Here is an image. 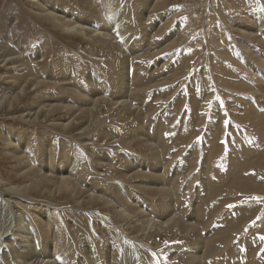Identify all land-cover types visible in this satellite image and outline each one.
<instances>
[{
    "label": "bare ground",
    "instance_id": "bare-ground-1",
    "mask_svg": "<svg viewBox=\"0 0 264 264\" xmlns=\"http://www.w3.org/2000/svg\"><path fill=\"white\" fill-rule=\"evenodd\" d=\"M28 1L40 23L53 31L54 38L67 40L70 44L76 42L88 52L96 50L109 61L113 71L107 79L109 88L106 89L97 86V81L91 77L86 80L80 73L69 74L68 68L62 70L67 64L60 63L59 59L41 67V63L38 66L28 63V58L20 51L17 54L13 49L0 46V84L11 82L10 90L0 92V108L26 127L25 133L18 132L21 137L14 132H6L4 137L0 132V141L7 144L3 153L6 152L8 157V160L4 156L0 159L2 258L12 264H135L134 258L141 253L144 255L151 250L156 254L163 249L165 258L169 256L172 264H238L243 249L240 247L238 251L234 244L235 248L229 247L226 252L224 248L234 241L246 224L242 219L230 221L222 230L218 220L212 218L209 198L215 197L224 186L209 182L208 171L210 178L212 173L209 169L210 150L203 152L199 177V173L193 174L194 170L184 169L181 162L178 165L175 162L177 150L170 151L177 146H172L177 139L170 141L169 138V143L166 137L162 138L161 125L153 127L159 130V134L152 131L149 135L150 124L145 127L151 116L155 118L157 109L154 104L147 103L150 96L146 91L161 86L165 77L161 74L162 66L158 67L162 60L153 65L151 71H146L148 74L140 60L144 56L146 60L154 59L169 44L163 45L168 38L154 41L155 36L145 30L139 31L146 51L141 52V47L135 46L136 41L131 43L137 35L138 24L144 27L149 9L161 6L163 0H140L135 28L124 25L125 18L116 14L117 6L113 7L112 0ZM63 4L72 10L63 9ZM255 15L256 12L252 14L257 23L255 33H252L253 23L247 17L234 26L230 25L232 34L248 41L246 47L238 44L243 55L253 54L248 48H253L250 39L264 42V20L261 23ZM44 39L48 41L46 47L55 45L51 44L49 37ZM179 39L183 42L186 36ZM173 44L177 43L170 45ZM154 50L158 51L150 54ZM261 50L264 51V45ZM47 51L43 53L41 48L38 51L44 60L50 56ZM34 55L31 57L35 58ZM251 61H240L236 65L251 67L250 70L261 79H257L253 88L242 83L237 86L254 94L262 107L258 113L248 107L245 117L258 130L259 136L264 137V60L256 58L257 62ZM3 69L17 70L18 74L12 76ZM172 73L169 75L171 81L175 80L177 70ZM26 87H33L35 93L28 104H25ZM87 87H90L89 92ZM53 90L63 94L52 96L50 92ZM113 117L122 120L124 129L117 136V144L112 142L115 154L111 161L104 162V159L90 156V162L83 163L74 153L75 147L65 149V141L83 142L81 136L95 131L106 119ZM31 126H37L35 133ZM49 133L61 138L57 153ZM96 138L101 141L113 137L105 130ZM2 160L9 161L12 166L8 163L6 166ZM252 163L262 165L264 162L252 160ZM231 168L229 188L242 191L243 194L239 192L242 197L251 192L264 197L263 183L243 177L245 166L233 161ZM195 179L200 183L198 186ZM190 186L195 187V195L189 193L193 190ZM178 196L180 202H177ZM188 199L192 201L187 209ZM251 199L252 203L257 201L254 197ZM251 210L241 209L238 215H249ZM68 216L89 232L88 241H84L82 235L72 237L74 228L71 226L70 231ZM94 218L99 219L98 228L102 229L99 233L92 230ZM105 235L117 238V247L112 242L108 244ZM259 238H251L252 242L246 245L242 264H264V259L260 261L264 251L256 257V250L264 239ZM11 241L16 247H12ZM102 241L105 245L99 252L97 246ZM177 249L181 252L177 253ZM114 250L117 252H112ZM150 259L147 257V261L151 262Z\"/></svg>",
    "mask_w": 264,
    "mask_h": 264
},
{
    "label": "rangeland",
    "instance_id": "rangeland-1",
    "mask_svg": "<svg viewBox=\"0 0 264 264\" xmlns=\"http://www.w3.org/2000/svg\"><path fill=\"white\" fill-rule=\"evenodd\" d=\"M112 4L113 7L117 6L115 8L116 14L120 13L125 18L123 20L124 25L129 28H135L137 25V7L140 4V0H112ZM65 6L66 4H63V9L72 10L70 6ZM159 7L154 10L149 9V16L143 27L144 29L138 24L137 35L133 38V42L130 41V43L132 42L131 44L136 41L135 46L137 48L141 47L139 50H143L141 52H144L146 51L143 48L145 42L141 38V30L148 31L149 35L155 36L154 41L160 42L168 38L167 43L165 42L163 45H169L164 51L157 54L154 59L146 60L144 56L140 60V65L145 73H147L146 71H151V67L162 60L158 67L162 66L163 73L161 74L165 77L161 86L153 87L146 91L150 96V100L147 103L154 104L157 109L154 112L155 118L153 119L151 116V121L144 125L147 127V124H150V128L148 129L149 135L152 134V131L159 134V130L153 129V127L161 125L162 132L160 131V135L162 138L166 137L168 141L169 138H171L170 141L177 139V142L173 141L172 143V146H177L170 151L174 152L177 150V161L175 162H177V165L181 162L184 169L194 170L192 171L193 174L199 173V177L202 172L200 162L203 158V152L205 149L210 150L209 153L212 156H210L212 160L209 162V169H212V179L208 171L209 182L224 186L223 189L220 188L221 190L217 192L215 197L209 198V206L213 209L212 218L216 221L218 220L219 229L222 230H224L230 221L242 219L243 223L246 224L243 227L244 229L235 237L234 241L232 240L227 248H224L226 252L229 247L235 248L236 246L238 251L241 247L243 249L241 253L242 259L239 262L237 261V263L242 264L246 256V245L250 244L254 238L258 239L262 236L264 238V197L257 196L254 192L249 193V196L242 197L241 193H239L242 191L236 192V190L234 191L229 188V180L230 176H232L231 165L233 161L234 163L238 162L242 164L245 168L250 165L245 169L246 173L243 177H250L254 181L264 184V163L262 165L252 163V160L264 162V137L259 136L258 130L245 117L248 107L252 108L256 113L261 112L262 107L255 99L254 94L237 86L238 83H242L249 88H253L257 83V79L261 78L250 70L251 67L248 68V66L236 64L240 61L248 60L257 62L256 58H263L264 60V51L261 50L264 42L258 40L259 43L257 40L253 41L250 39L249 42L251 41L253 48H248H250L253 54L247 53L243 55L238 44L246 47L248 41L246 39L242 40V38L232 34L230 25L234 26L236 22H242L247 17L253 23L250 26L252 33H255L257 31V23L254 22L252 14L256 12L255 17L257 19H255L261 20L260 22L262 23V20H264V0H163L162 5ZM249 12H251V15ZM67 13L69 12L67 11ZM262 25H264V21ZM158 28H161L160 33L157 31ZM52 33L53 31L44 27V23H40L28 0H0V46L2 48L4 46L5 49H13L17 54L20 51L22 56L28 58V63L37 64V66L41 63L43 64L41 67L47 63L53 64L54 59H59L60 63L67 64L66 66H62V70L63 68H68L69 74H74V72L80 73L82 78L85 77L86 80L91 77L95 82L97 81V86L109 88V81L107 79L113 70L108 60L102 58L96 50L88 52L83 46L80 48L81 45L79 46L76 42L70 44L67 40L54 38ZM42 34H44V37H49L51 44L55 45L53 47H46L48 41L44 37L40 38ZM183 35L186 36V39L183 42H179V38ZM156 36L160 39H157ZM170 42L177 44H173L172 46ZM40 48L43 50V53L49 50L50 56L48 59L44 60L42 59L43 57H40L38 53ZM189 49L191 50V55L188 54ZM157 51L154 50L150 54ZM33 53L36 54L34 55L35 58L31 57ZM168 53H171V55H166ZM81 54L85 58L80 56ZM257 55L260 57H257ZM3 70L12 76L18 74L17 70H13V72L12 70ZM175 70H177V76L175 80L171 81L169 75L171 76ZM10 86L11 82L0 84V92L10 90ZM87 88L89 92L90 87ZM25 89L27 98L25 104H28L30 99L35 96V93L33 87H26ZM160 89L164 93L163 97H160V94H162ZM50 94L56 96L63 93L59 90H53ZM217 96L220 97V100L223 102L222 104L215 99ZM66 98L71 99L73 97L67 96ZM208 100H212L213 102L211 110H209L206 103ZM185 106H187V109ZM204 112L211 113V123H209V117L202 115ZM225 112L227 113V117L224 115ZM117 119L114 117L108 118L95 131L81 136L80 138L85 143L84 145H82L83 142L80 140L75 143L65 141V149H73L75 147L74 153L81 157L83 163L90 162L91 157L94 159H104V162L111 161L115 154L113 144H117V136L121 135L124 129L122 120ZM225 119L231 121L230 127L225 128L223 124ZM147 120L149 119L147 118ZM160 121L162 123L158 124ZM16 127L20 128L16 129ZM36 127L31 126L32 132L35 133L34 129ZM25 128V124L16 120L15 117L11 118L10 115L6 114L4 109L0 108V132L2 131V136L6 132H14L16 136L21 137L20 133H25ZM105 130L113 138L111 140L103 138L99 141L96 136ZM169 132L172 135L166 136L165 133ZM225 132L230 133V136H225ZM48 137L54 143L55 153L59 152L61 148L60 136L58 134L54 136L53 133H49ZM197 137H202V141L198 142ZM56 138L59 139L57 142ZM35 140L37 139L35 138ZM222 140H229V143L227 145L222 144ZM8 142L16 146L12 140ZM95 142L97 144H94ZM5 145L7 144L0 141V159L4 156L8 160V157L5 155L6 152L3 153ZM2 161L5 162L6 166L9 164V161ZM36 164H38V161H36ZM190 165L194 166L191 167ZM9 166L12 165L9 164ZM242 180L248 181V179ZM194 181L197 186L200 184L198 179ZM188 182L190 181H186V183ZM182 186L189 187L188 184H183ZM192 187L193 190L189 191V193L195 195V187L190 186V188ZM225 187H227V191ZM220 192L222 193L220 194ZM256 196L261 199L252 203L251 198H255ZM179 198L181 199L178 196L177 202H180ZM191 201L192 199L190 201L188 199L187 209L190 208ZM229 204L236 207L230 209L227 207ZM177 207H179L178 203ZM241 209L253 210L250 211L252 213L249 215L239 216L238 214ZM68 220L70 221V231L71 226L74 228V236L72 235V237L82 235L83 240L88 241L89 232L79 224H76L77 221L72 217L68 216ZM253 221L256 222L255 225H253ZM92 222L91 227L93 232L99 233L101 229V227L98 228L100 226L99 219L94 218ZM247 238H250L248 239V243ZM262 238L259 239L262 240ZM105 239L108 244L112 242L117 247V238L107 235ZM1 240L2 233L0 229V243ZM11 242L12 247H16V244L13 241ZM261 243L260 248L256 250V257L260 256L264 251V239ZM104 245L102 241L97 246L99 252ZM180 250L177 249V253L181 252ZM112 252H117V250ZM1 254L2 249L0 250V264H12L4 260ZM221 254L223 253L221 252ZM221 254L220 257L223 256ZM146 256L151 258V262L147 261ZM263 257L264 255L262 254L260 261L264 259ZM164 258L165 253L163 249L158 250L156 254L148 250L146 254L143 255L141 253L138 257L134 258V261L135 264H172L169 256L165 258L166 260Z\"/></svg>",
    "mask_w": 264,
    "mask_h": 264
},
{
    "label": "snow or ice",
    "instance_id": "snow-or-ice-1",
    "mask_svg": "<svg viewBox=\"0 0 264 264\" xmlns=\"http://www.w3.org/2000/svg\"><path fill=\"white\" fill-rule=\"evenodd\" d=\"M157 39H160L159 37H157ZM124 41H122V43H123ZM188 54L189 55H191V50L189 49L188 50ZM166 55H171V53H168V54H166ZM214 90V89H213ZM197 91H198V89H197ZM216 100H217V102H219V103H223L221 100H220V97L219 96H217L216 98H215ZM207 106H208V108H209V110H211V108H212V106H213V102H212V100H208L207 102ZM186 107V109H187V106H185ZM202 115H204V116H207V117H209V123H211L212 122V116H211V113L210 112H204V113H202ZM226 117H227V113L225 112V114H224ZM223 124H224V126H225V128H227V127H230L231 126V121L229 120V119H225L224 121H223ZM165 135L166 136H168V135H172V133H165ZM224 135L225 136H230V133H228V132H225L224 133ZM202 137H197V141L198 142H200V141H202ZM221 143L222 144H225V145H227L228 143H229V140H222L221 141ZM234 143V142H233ZM255 199H257V200H259V199H261L260 197H255ZM227 207L228 208H234V207H236L235 205H231V204H229V205H227ZM253 223V225H255V221H253L252 222Z\"/></svg>",
    "mask_w": 264,
    "mask_h": 264
}]
</instances>
